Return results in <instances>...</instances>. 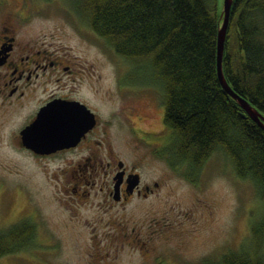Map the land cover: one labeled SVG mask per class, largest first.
<instances>
[{
    "label": "rangeland",
    "instance_id": "rangeland-1",
    "mask_svg": "<svg viewBox=\"0 0 264 264\" xmlns=\"http://www.w3.org/2000/svg\"><path fill=\"white\" fill-rule=\"evenodd\" d=\"M71 1L0 0V18L5 11L27 14L17 19L20 35L75 54L84 66L91 63L94 77L81 73L91 77L76 81L82 98L90 96L99 121L110 128L112 153L153 188L127 204L104 203L96 188L76 201L66 189V181H75L60 167L78 154L39 159L12 148L43 87L20 105L0 104V231L25 221L34 238L29 251L6 254L0 264H203L205 258L253 247V229L264 214L254 183L236 176L219 151L190 172L176 159L169 162L160 92L122 86V78H129L122 58L78 19Z\"/></svg>",
    "mask_w": 264,
    "mask_h": 264
},
{
    "label": "trees",
    "instance_id": "trees-1",
    "mask_svg": "<svg viewBox=\"0 0 264 264\" xmlns=\"http://www.w3.org/2000/svg\"><path fill=\"white\" fill-rule=\"evenodd\" d=\"M71 6L122 58L128 83L160 92L169 162L176 159L190 172L219 151L264 198V129L223 90L216 73L222 0H72ZM222 70L231 88L264 115V0H233ZM253 233V247L203 264H264V214ZM32 234L25 221L0 231V257L28 250Z\"/></svg>",
    "mask_w": 264,
    "mask_h": 264
},
{
    "label": "flooded vegetation",
    "instance_id": "flooded-vegetation-1",
    "mask_svg": "<svg viewBox=\"0 0 264 264\" xmlns=\"http://www.w3.org/2000/svg\"><path fill=\"white\" fill-rule=\"evenodd\" d=\"M26 17L27 14H21L19 11H5L1 14L0 104L20 105L31 91L42 86L44 95L34 102L35 106L31 109L25 125L36 118L41 108L51 105L53 106L51 110L57 109L58 113L70 117L73 124L77 126L81 124L84 130L73 143L49 152H38L26 146L19 131L13 136L12 148L39 159L78 154L75 161H65L60 167L62 171L66 168L70 173V180L75 181V183L66 181V189L78 197L76 201H84L91 189L95 188L102 193L101 199L104 203L127 204L136 196L144 199L153 187L142 183L136 168L134 169L132 165L128 167L120 156L112 153L110 128L107 127V123L99 121L98 112L89 103L90 96L88 99L82 98L83 91L76 83L79 78L91 77L82 76L81 73L92 74L94 77L91 63L84 66L75 54L66 50L57 53L43 45L39 46L38 42L31 38H24L20 35L23 27L18 24L17 19L22 21ZM125 81L122 78V86L132 85ZM47 84L53 85L48 88L45 86ZM91 113H94L93 124H90ZM98 134L101 139L97 137ZM153 184L158 186V182Z\"/></svg>",
    "mask_w": 264,
    "mask_h": 264
},
{
    "label": "water",
    "instance_id": "water-1",
    "mask_svg": "<svg viewBox=\"0 0 264 264\" xmlns=\"http://www.w3.org/2000/svg\"><path fill=\"white\" fill-rule=\"evenodd\" d=\"M233 0H222L220 15L222 23L217 33L216 73L223 90L233 97L245 112L264 129V115L245 98L238 95L228 84L222 70V56L226 28ZM53 106L41 108L36 118L20 130L23 143L40 152H49L63 145L73 143L82 133L84 127L73 124L70 117L60 114ZM95 122L94 114H90V124ZM73 128V130H71ZM134 184V183H133Z\"/></svg>",
    "mask_w": 264,
    "mask_h": 264
}]
</instances>
